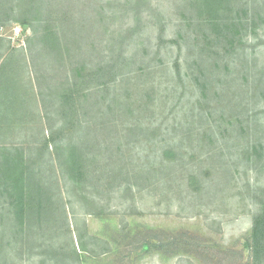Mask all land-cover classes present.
Listing matches in <instances>:
<instances>
[{
    "label": "rangeland",
    "instance_id": "374dc122",
    "mask_svg": "<svg viewBox=\"0 0 264 264\" xmlns=\"http://www.w3.org/2000/svg\"><path fill=\"white\" fill-rule=\"evenodd\" d=\"M62 1L69 13L71 1ZM88 1L79 0L78 5L75 2L72 12L80 18L77 23H96L97 33L89 36L93 39L105 31L104 23L95 18L103 9L97 0L93 2V7L87 8ZM241 1L250 2L254 8L263 3V0ZM117 2L110 0L109 8L105 10L115 18L106 21L111 29L110 33L105 32L107 40L113 37L115 30L124 31L134 22V15L128 13L127 8L122 10L121 3ZM184 3V0H152L151 4L159 12L154 16L160 22L158 28L154 25L144 28L139 49L143 55L144 49L156 43L157 36L162 34V41L166 43L159 41L164 43L160 59L155 58L150 77L141 80L137 77L133 81L123 78L118 86L117 101L113 103L119 107L113 110L116 115L109 113L104 118L94 112L93 135L97 136L100 131L102 136L98 135L100 140L97 144L102 148L94 146L96 150L90 151L91 160L96 161L97 167L105 166L111 160L118 161L116 166L129 171L131 185L126 180L129 174H122L120 179L107 178V183L94 182L100 190L98 195H103L97 199L102 207L99 211L104 217L99 219L87 215V205L76 194H68L67 184L62 181L64 201L58 202L54 210L49 205L51 212L48 215L43 212L40 217L37 210H33L27 225L24 224L23 234L17 230L20 229L17 221L11 220L7 209L2 210L0 204V233H5V240L0 241V252L4 264H59L55 257L43 259L48 254L42 251L62 244H66L63 251L72 256L68 220L74 236L78 232L82 234L86 227L91 234H98L102 242H110V253L107 254L102 243L97 247L90 246L98 253V258L80 252L83 264H251V252L246 243L264 200V26L259 28L256 38L251 36L248 39L246 58L237 56L235 59L237 68H245V61L248 60L246 63L251 70L244 73L249 83L244 84L243 76L238 74L239 87H234L229 84L226 75L213 73L208 77L211 81L209 87L203 91L198 87L196 78L209 83L208 78L202 76V70L206 72L210 65L203 59L190 57L188 45H192L195 38L186 25L191 19L185 21L182 14L175 10L178 8L176 5ZM22 10L20 0H0V51L5 52L4 57L25 51L26 56L18 55L14 59L11 69L14 75L11 72L10 75L14 76L16 90H21L25 76L27 89H34L36 93L34 77L37 72L33 74V57L28 49L32 29L16 22ZM103 39H97V46H101ZM172 39L177 40V45L170 47L167 42ZM179 49L184 53L181 57V76L175 74L173 68ZM184 60L192 64L194 72L189 71L190 64H184ZM25 64L29 68H23ZM48 75L52 87L55 81H52L50 72ZM134 81L138 82L133 84ZM224 83H227L226 87ZM46 84L44 79H37V86L40 85L44 91H47ZM15 102L19 106V97ZM103 102L101 99L99 105ZM10 118L16 124L21 122L19 114ZM107 119L110 123H106ZM246 121L259 131L258 137L253 139L263 156L254 151L245 154L249 139L244 129L249 128L245 125ZM24 136L25 133L11 138L9 142L13 145L8 152L13 150V146H19L20 138ZM114 137L116 143L112 140ZM171 148L175 149L177 160L169 164L163 162L162 154ZM120 149L124 151L123 157L113 155ZM49 161L45 165L48 176L52 169V162ZM100 173L96 171L95 174ZM191 176L195 177V183H192ZM145 228L165 235L180 234L186 241L194 238L200 247L197 245V248L188 249L187 253L171 255L139 250L137 243L139 240L143 242L146 234L131 241L125 235L130 234L131 238V232L139 230L147 233ZM75 237L76 243L78 240ZM7 240H10V246L5 244ZM38 245L44 249L41 250Z\"/></svg>",
    "mask_w": 264,
    "mask_h": 264
},
{
    "label": "trees",
    "instance_id": "16d2710c",
    "mask_svg": "<svg viewBox=\"0 0 264 264\" xmlns=\"http://www.w3.org/2000/svg\"><path fill=\"white\" fill-rule=\"evenodd\" d=\"M20 1L23 10L21 15L17 16L16 22L32 29L33 35L28 38V49L29 55L33 57H31L34 64L33 74L37 72V76L34 77L35 82L32 78L36 93L34 89L32 91L27 89V84H24L25 76L22 78L24 80L21 90L15 89L14 73L11 69L13 70V62L18 55L26 56L25 51H21L18 55L14 52L5 57V52L0 51L1 209H7V215L11 220L17 221L20 227L17 230L23 234L24 224L27 225L28 216L32 215L33 210H37L40 217L43 212L48 215L51 212L48 210L49 205H52V210H54L58 202L64 201L61 185L63 181L67 184L68 194H76L87 205V215L103 219V212L99 211L102 207L100 201L97 200L103 195H98L100 190L94 186V182L107 183V178L120 179L122 174H129L126 180L128 185H131V177L129 171L115 165L118 161L111 160L105 166L97 167L96 161L91 160L90 151L96 150L94 146L97 149L102 148L97 144V140H100L99 136H102V134L99 135L100 131L97 132L99 136L93 135L95 129L92 127V122L95 124L94 118L96 117L94 112L96 111L97 115L104 118L109 113H117L114 111L119 107L114 104L117 101L118 86L124 77L131 78V80L137 77L140 78L139 80L150 77L149 73H152L155 58L160 59L162 44L166 42L162 41V34H159L156 43L149 45L148 49L143 48V55L139 48L143 41L144 28L153 25L158 28L160 21L154 14L159 12L151 4L152 0H125L124 3L118 0L116 4L121 3L122 10L127 8L128 13L134 15V22L128 28H124V31L123 29L115 30L112 33L113 37L107 40L106 33H110L111 29L106 21L115 18L105 12L106 8H109L107 6L110 0H97L103 10L97 16L98 19L95 18L104 23L105 31L101 36L96 35L98 38L92 39L89 36L98 31V28H95L96 23H77L79 22L77 19L80 20V18L72 12L75 2L78 5L79 0H66L68 3L71 1L70 6L72 5L69 13L67 5L62 0ZM94 1H88L87 8L93 7ZM184 1L183 5H176L178 8L175 10L182 14L185 21L188 22L187 19H191V22L185 24L192 33L191 36L194 35L195 38V42L188 45L190 57L203 59L204 63L207 62L210 65L205 70L206 72L202 70V76L207 79L213 73L220 76L226 75L230 85L239 87L238 74H241L243 83H249L246 79L247 74L244 73L251 70L246 63L248 60L244 59L246 60L245 68H237L235 59L237 56L246 58L245 55L249 48L248 39L251 36L256 38L257 31L264 26V0L259 7L255 3V8L250 2L243 3L241 0ZM100 38L104 39L101 46H97L96 42ZM167 45L173 47L177 45V40H169ZM183 54L180 50V61L178 57L173 62L174 72L178 76H181ZM188 60H184V64H190ZM23 68L29 67L25 64ZM190 70L194 72L192 64L189 66ZM10 72L13 75H10ZM48 72L52 74V81H55L52 87L48 82ZM38 78L48 83L46 84L47 91L41 89L40 85L37 86ZM138 81H134L133 84ZM196 82L203 91L211 83V81L208 83L200 78H196ZM224 85L226 87L227 83ZM18 97L19 106L15 102ZM101 99L104 102L99 105ZM17 114L21 115V122L18 124L12 122L10 118ZM229 119L227 122L230 121ZM106 123H110L109 119ZM245 125L249 126L248 129L244 128L246 137L249 135L248 143H246L248 150L246 149L245 154L249 155L254 151L263 156V153L254 145L259 135L258 129L251 127L250 121H246ZM24 133L25 136L20 138L19 146H13L14 151L8 152L13 145L9 142L10 139ZM112 140L114 143L117 142L115 137ZM173 149L164 150L163 162L169 164L176 162L177 154ZM118 152H114L113 155L124 156L123 149ZM47 156L52 162V172L49 171L51 173L49 176L47 175L48 170L45 169L48 163ZM96 171L101 173L95 174ZM191 179L192 183L196 182L194 176H191ZM50 185L52 186L49 187ZM261 204L246 243L251 252V264H264V200ZM64 212L66 214V209ZM1 216L5 218L2 214ZM49 223L52 225V219ZM68 226L73 243L70 253L73 255L63 251L62 248H66V244H62V246L50 248L51 250L45 248L42 252H47L48 256L43 259L49 260L55 257L56 262L60 261L59 264H83L84 258L80 252L98 258V253L91 250L90 246L97 247L100 243L105 246V254L110 253V242H102L98 234H91L86 227L82 234L76 233L78 241L75 243L76 237L69 220ZM145 229L147 233L139 230L131 232V238L130 234L125 235V238L131 241L134 237L146 234L143 242L141 240L139 243L135 242L139 244V250L158 254L187 253L188 249L197 248V245L200 247L199 243H195L194 238L186 241L185 237L180 234L172 236L157 230ZM2 239L5 240L4 232L0 233V241ZM5 244L10 246V240H7ZM47 247L51 246L47 244ZM43 249L44 247H41V250ZM0 264H4L1 252Z\"/></svg>",
    "mask_w": 264,
    "mask_h": 264
}]
</instances>
